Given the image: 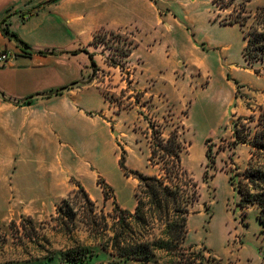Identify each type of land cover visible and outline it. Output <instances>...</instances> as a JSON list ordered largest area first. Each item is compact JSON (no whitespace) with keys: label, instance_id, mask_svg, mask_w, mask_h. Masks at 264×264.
Segmentation results:
<instances>
[{"label":"rangeland","instance_id":"1","mask_svg":"<svg viewBox=\"0 0 264 264\" xmlns=\"http://www.w3.org/2000/svg\"><path fill=\"white\" fill-rule=\"evenodd\" d=\"M259 5L264 0L248 2L246 29L257 22L254 12ZM232 11V6L219 9L211 0H114L106 14L107 27L98 30L107 44L89 46L97 70L93 73L90 65L87 77L93 73L91 83L107 102L94 87L74 88L46 104L58 112L54 123L60 135L48 127L52 121L45 122L13 139L15 160L1 156L0 264H144L101 248V237L106 240L112 232L104 236L93 229L90 205L82 198L70 199L77 216L65 223L56 212L63 196L54 200L65 192L71 175L73 189L74 182L84 185L94 211L103 214L109 226L114 200L133 210L137 180L123 173L118 159L124 150L128 167L149 174L158 171L148 164L149 121L159 123L164 136L179 131L185 146L182 162L197 182L199 197L191 208L180 256L158 250L147 264H201V255L207 259L210 254L221 264H264L257 210L239 206V194L228 181L231 174L239 180L237 173L247 166L251 151L246 143L229 145L238 117L258 118L264 112V61H245L240 26L222 22ZM125 38L133 42L127 57L122 56ZM111 60L123 67L110 66ZM4 71L0 65V80ZM82 73L83 58L71 57L65 74L40 75L26 96L68 84ZM81 107L90 113L84 114ZM239 120L250 126L251 134L260 128L257 120ZM207 144L212 147L210 158ZM47 166H53L54 173L46 172ZM99 177L113 187V198L103 199ZM32 208L38 211H29ZM70 249L91 255L71 263L61 258Z\"/></svg>","mask_w":264,"mask_h":264},{"label":"trees","instance_id":"2","mask_svg":"<svg viewBox=\"0 0 264 264\" xmlns=\"http://www.w3.org/2000/svg\"><path fill=\"white\" fill-rule=\"evenodd\" d=\"M55 0L41 1L34 7L21 13L23 20L38 13L47 4ZM211 0L219 9H227L232 6L233 11L230 16L223 19V25L238 24L245 41L243 46V57L248 64L253 65L258 61H264V5L257 6L254 17L257 20L246 29L251 13L247 7L251 0ZM7 15L0 22L1 34L15 40L27 56L33 54H53L54 50H33L27 42L22 40L17 32L9 28ZM101 33L94 34L90 44L97 47L99 43H104L100 39ZM121 36V35H120ZM100 39V40H98ZM126 39V47L122 51V56L127 57L132 53L133 42ZM80 51L87 53L93 73L97 70L95 53L87 48L65 51L66 53L76 54ZM6 53L5 50H3ZM8 58L6 59V61ZM5 61V62H6ZM110 66L123 67L121 63L115 60L107 61ZM259 73V69H255ZM93 73L81 80H75L65 84L57 89L50 90L48 96L62 94L64 90L78 88L91 83ZM237 82V81H236ZM33 95L27 97L24 103H30ZM257 120L260 128L253 134L250 133V126L240 123L239 119ZM150 129V152L148 155V164L158 168L156 173H145L139 169L129 168L126 165L125 151L123 150L118 163L123 173L137 180L135 191L136 203L133 210L121 207L114 200L112 223L105 221L103 214L94 211V202L84 185L81 182H74L77 188L71 190L61 202L56 206V212L60 220L76 219L77 212L71 206L70 199L80 197L85 204L90 205L92 214L91 223L94 224V230H99L106 234L108 230L112 232L105 240L101 237L99 245L113 256L125 259H134L147 264L156 254V251H164L169 254L180 256L183 243L188 234V220L192 213V206L198 200L199 191L197 182L184 167L182 156L185 146L177 129H173L167 136H164L160 124L149 121ZM232 141L230 146L234 147L239 143H246L251 146L250 157L247 166L240 173V178L236 181L233 174L229 175L228 181L234 186L239 194L238 205L242 208H256V219L262 226L264 232V112H261L258 118L250 115L248 118L239 116L238 122L232 130ZM207 141H211L210 138ZM212 152L211 144H207L205 154L210 158ZM236 174V175H237ZM208 176V171L203 173ZM97 184L102 188L103 199L108 200L115 196L113 187L104 179L99 177ZM21 226L24 228L25 218H22ZM13 222V221H12ZM32 224L33 221L29 220ZM65 223V221L63 222ZM68 224V221H66ZM104 223V224H103ZM103 224V225H101ZM105 236V235H104ZM104 239V240H103ZM88 254L85 249L67 250L61 253V258L71 263H82L86 260ZM201 264H221L213 255L207 259L201 255Z\"/></svg>","mask_w":264,"mask_h":264},{"label":"crops","instance_id":"3","mask_svg":"<svg viewBox=\"0 0 264 264\" xmlns=\"http://www.w3.org/2000/svg\"><path fill=\"white\" fill-rule=\"evenodd\" d=\"M41 1L46 0H0V22L11 14L8 18L9 28L17 32L31 49L55 51L53 54L27 56L15 40L4 37L0 32V50H5L8 54V60L0 62L5 70L4 77L0 80V170L3 154L6 157L13 156L14 160L17 158L13 139L17 138L19 134H23L26 129L27 132L32 133L36 127H42L45 122L52 121L48 127L60 135L61 129L57 123H54L58 112L55 113L54 109L46 104H52L58 98L70 94L74 88L66 89L62 94L52 96H48L47 93L59 87H51L36 94L26 95L31 92L32 83L40 75L56 77L63 72L65 74L67 62L71 57L81 56L85 69V74L82 73L79 78H74L72 81L81 80L90 74V61L86 52L70 54L65 51L85 47L94 52L89 48V46H93L90 41L99 29L107 27L106 14L114 6V0H55L38 13L23 20L21 13ZM117 5L118 7L124 6V3ZM45 67L46 71L43 69ZM85 86L94 87L101 94L103 101L107 102L102 90L95 83ZM15 87L21 89L20 92H15ZM31 95H33L31 102L24 103V100ZM40 106L47 108H36ZM80 109L84 114L90 113L85 108L81 107ZM15 115L19 117L17 118ZM54 170L53 166H47L45 169L46 172L51 173H54ZM69 177L68 183L70 184L65 192L56 196L54 202L74 188ZM28 202L33 203L34 201L29 199ZM29 211L36 212L38 209L32 208Z\"/></svg>","mask_w":264,"mask_h":264},{"label":"built area","instance_id":"4","mask_svg":"<svg viewBox=\"0 0 264 264\" xmlns=\"http://www.w3.org/2000/svg\"><path fill=\"white\" fill-rule=\"evenodd\" d=\"M8 58V54L7 53H0V61H6V59Z\"/></svg>","mask_w":264,"mask_h":264}]
</instances>
